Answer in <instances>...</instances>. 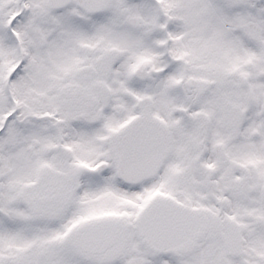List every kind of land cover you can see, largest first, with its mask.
<instances>
[{"label":"snow or ice","instance_id":"6c2138e0","mask_svg":"<svg viewBox=\"0 0 264 264\" xmlns=\"http://www.w3.org/2000/svg\"><path fill=\"white\" fill-rule=\"evenodd\" d=\"M0 264H264V0H0Z\"/></svg>","mask_w":264,"mask_h":264}]
</instances>
